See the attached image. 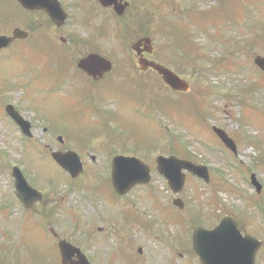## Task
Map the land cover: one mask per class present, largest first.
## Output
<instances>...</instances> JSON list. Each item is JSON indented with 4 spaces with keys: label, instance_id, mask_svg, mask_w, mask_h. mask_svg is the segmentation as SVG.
<instances>
[{
    "label": "rangeland",
    "instance_id": "374dc122",
    "mask_svg": "<svg viewBox=\"0 0 264 264\" xmlns=\"http://www.w3.org/2000/svg\"><path fill=\"white\" fill-rule=\"evenodd\" d=\"M150 1L152 11L155 1L154 11L157 16L155 23L150 25V30L155 34L156 58L178 71L182 66L170 60L177 54L170 53L164 47L166 40L160 37L158 31L155 33L160 24L158 21L162 18L178 20V11L181 14L184 11H195L199 18L212 14L217 5L213 0ZM10 2L0 0V15L3 17L0 26L5 20L11 21L14 18L18 22L24 17L19 6ZM197 4L200 7L194 10ZM202 9L205 14L201 12ZM232 14H235V19H239L235 20L236 27L223 32L225 40L219 42H215L214 38L199 28L213 25L214 17L202 20H197V17L186 18L187 28L194 24L198 29V33L191 32V41L200 52L196 59L193 54L194 62L188 66L191 68L184 69V77L192 85V90L186 96L166 92L154 76L153 83H147L148 88L138 94V98H141L138 104L145 103L153 99L150 94L153 88L156 92L153 100L170 99L174 108L179 105V116L169 109L173 118L172 121L165 119L168 122L162 120L158 113L153 115V121L148 122L149 117L140 114V105L137 110L133 105L131 108L130 105L121 108L123 101L116 92V85L124 83L123 78L127 76L122 73L130 69L131 75H139L135 63L129 69H121L125 62L123 56L133 53L130 47L132 41L124 39L116 25L113 29H107L102 52L115 60L116 68L105 83H99L100 86L91 91L96 100L102 102L107 118L124 110L121 121L125 120L119 127L116 125L118 122L115 124L111 121L107 127L99 126L102 135L90 140L91 146L85 151L80 150L84 157L85 173L77 179H72L68 173L60 170L51 159L46 144H41L50 140V148L58 149L60 145L57 136L62 135L66 146L74 149L76 145L68 139L74 133L70 135L67 132L73 127L64 126L66 131L63 125L56 124L63 123L61 117H66L68 122L72 118H84L81 114L76 115L77 107L74 103L69 104L79 91L71 93L69 86L68 96L63 95L66 91L63 84L70 77L65 72L64 62L59 64L60 69L54 68L49 60L45 64V51L49 45L47 41H44L43 50L40 49L44 58L38 55L41 52L31 42L27 43L29 57L25 60L12 55H0V87L6 92L4 96L0 94V244L5 243L6 251L10 252L0 255V264H61L57 261L58 251L54 253L58 239L52 236L50 228H54L61 238L80 246L93 264H200L198 258L189 253L193 229L196 226L211 228L229 214L242 218L245 221V232L263 241L257 264H264V164H260V154L264 158V74H253L246 66L245 71H239L240 68L231 67L218 70V65H214V62L219 61H224L222 65H226L231 58L230 50L235 52L231 61L238 60L241 63L239 56L242 57V54H238L231 44H237L236 48L249 45L253 37L264 32V0H223L216 16L217 22L228 23ZM250 26L256 33H253ZM212 27L209 26L208 30L213 34L217 31L215 34L220 35L221 31ZM77 33L87 40L86 30ZM178 39L182 43L184 36L180 33ZM262 40H258L260 44L254 45L252 51L244 48L246 61L253 63L257 54H264ZM254 43H257L256 39ZM69 48L73 75L71 84L74 88L76 80L81 85L87 80L76 70L77 60L83 52L78 54L73 46ZM182 64L185 63L182 61ZM54 75L56 78L52 82ZM126 80L129 84L134 83L133 79ZM120 90L127 97L135 87L128 85ZM99 95L105 97V100H101ZM236 95L243 100L236 103ZM196 97L198 101L203 100L199 109L201 115H195V108L183 104ZM10 100L21 105L26 118L33 122L32 133L40 143L24 138L20 140V147V130L16 125L13 127L4 123H11L5 113V103ZM124 100L130 102L127 98ZM36 120L41 125L38 126ZM92 124L88 119L86 127L82 128L89 129ZM164 125L168 127L167 133ZM213 126L223 128L236 140L239 150L237 156L215 137ZM46 127L47 131H44ZM112 136L120 141L121 146L117 140L110 139ZM172 144H179L181 148L175 149ZM261 147L258 154L257 149ZM116 154L139 157L153 168L159 155H176L207 164L210 167L211 182L207 184L188 175L185 189L178 195L185 202L183 210L173 205L174 195L166 179L157 173L153 175L150 185L137 188L118 201L110 178L111 160ZM10 162L19 163L28 180L44 193V201L32 211H26L14 193L15 183ZM259 164L261 168L258 169ZM252 173L256 174L263 185L259 195L251 184ZM123 199L125 203L119 204ZM43 206H47V215L40 214ZM166 208L167 211L161 210ZM123 210H126L125 213L121 212ZM27 218L30 221L24 226L25 230L21 229V223ZM127 220H136L138 223H128ZM181 231L186 233L182 234ZM139 248H142V253H139Z\"/></svg>",
    "mask_w": 264,
    "mask_h": 264
},
{
    "label": "water",
    "instance_id": "95a60500",
    "mask_svg": "<svg viewBox=\"0 0 264 264\" xmlns=\"http://www.w3.org/2000/svg\"><path fill=\"white\" fill-rule=\"evenodd\" d=\"M16 33L20 36L24 35L21 31H16ZM145 42L150 43V40L146 39ZM9 43L10 39L0 37V48ZM256 62L264 69V57H258ZM150 64L173 88L184 90L189 88L188 83L171 70L157 63ZM79 66L95 78L98 75L102 76L104 72L110 71L112 68L109 61L96 54L83 59ZM9 111L11 112L10 108ZM20 123L25 131L29 129V124L22 121ZM215 131L229 148L236 151L234 141L223 130L215 128ZM53 156L72 176L76 177L83 171L82 163L76 153L55 152ZM183 169H188L200 177L209 179L204 167H198L189 161L180 160L176 157L158 158L159 172L168 178L169 184L176 193L182 189L185 182ZM14 176L16 177L18 195L25 206L31 207L36 200L41 199L42 196L39 191L32 188L17 169L14 170ZM150 179L149 168L141 160L123 156H117L114 159L112 180L118 193H127L136 184L149 182ZM255 184L260 190V186ZM243 230L244 223L235 216L223 218L220 224L211 230L203 227L196 228L193 233V245L202 264H256V254L261 242L249 234L243 235ZM60 251L62 264H90L80 249L66 241L61 242ZM75 256L78 261H72V257Z\"/></svg>",
    "mask_w": 264,
    "mask_h": 264
},
{
    "label": "flooded vegetation",
    "instance_id": "af4514ba",
    "mask_svg": "<svg viewBox=\"0 0 264 264\" xmlns=\"http://www.w3.org/2000/svg\"><path fill=\"white\" fill-rule=\"evenodd\" d=\"M127 1L128 7L126 8L123 16L121 15V17H119L114 9V7H116L114 5L116 0H113L111 6L104 5L102 3L103 0H27V5L35 7V9H27L19 0H9L10 3H15L17 6H19L20 10L24 12V17L18 22L17 20H14L13 17L11 21L5 20L6 23L4 22L0 26V31L2 29L5 30L1 31V34L3 33L10 36L16 28L27 31L29 34L25 39L15 40L10 46L1 50L0 54L8 53L12 56L20 57L23 55L24 51L28 50L27 43L29 41L37 45L38 51L41 52L40 54L42 56L43 51H40V49L43 50L44 41H47L49 44L47 47H53L56 49V51L61 50L64 57L70 56L68 52L70 51L69 47L72 46L74 47V50L77 49L76 53L80 54L83 52L80 54L79 58H82L92 52L103 53L101 46L105 42L104 38L106 37V31L109 28V24H115V20L116 22L119 20L121 21L126 13H128L131 9H133L135 12V18L137 21L136 25L138 28L143 27L151 31L146 25L148 24L150 27L152 11L151 1ZM125 2L126 0H120V4ZM58 5L61 6V8L68 15V18L64 24L56 23L47 12V10L55 11L58 8ZM175 10H177V8H175ZM2 21L3 17L0 15V23H2ZM80 30H86L87 40H84V38L77 33V31ZM145 37L146 36L138 34L136 41H139ZM98 41L100 42L99 45H97ZM68 45L69 47L66 49ZM54 52L55 50L51 49V53ZM56 57L58 58L57 52ZM145 57L154 59L149 57L147 54H145ZM59 68L60 67H58V69ZM152 71V69L143 72L139 70L137 71V74L139 75L138 78H152L155 75V71ZM68 73L70 74V72ZM82 74L84 75V73ZM85 113L86 109L84 108L79 107L76 109V115L81 114V116H83ZM84 143L85 144L80 146L82 148V152L91 146V141H85ZM64 148L69 147L64 144Z\"/></svg>",
    "mask_w": 264,
    "mask_h": 264
}]
</instances>
